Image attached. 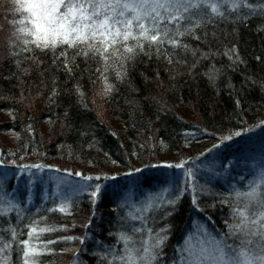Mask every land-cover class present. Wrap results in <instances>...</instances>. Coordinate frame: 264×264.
Returning <instances> with one entry per match:
<instances>
[{"label":"trees","instance_id":"obj_1","mask_svg":"<svg viewBox=\"0 0 264 264\" xmlns=\"http://www.w3.org/2000/svg\"><path fill=\"white\" fill-rule=\"evenodd\" d=\"M248 2L254 10L205 18L180 37L187 50L145 47L132 59L117 53L107 64L66 46L55 54L22 51L15 37L24 15L0 7V134L14 142L0 140V162L11 165L0 164V186L12 193L11 205L0 202V264H24L23 241L40 216L62 229L31 241L52 250L39 257L42 264H124L113 256L145 255L158 234L165 239L151 249L159 255L154 264H170L193 218L237 252L261 254L255 244H240L258 238L229 235L239 220L235 210L247 205L251 218L262 210L259 198L250 203L235 195L264 174V0ZM65 49L67 57L56 59ZM106 84L112 86L107 95ZM213 145H219L215 155L202 160ZM181 162L197 170L186 188L183 170L167 167ZM56 171L100 180L77 177V191L58 192L51 181ZM97 183L102 192L93 204L90 186ZM164 187L178 193L176 204L142 211ZM65 200L68 213L46 211ZM121 235L131 237L127 245ZM67 236L77 239H61ZM48 239L57 243L45 248Z\"/></svg>","mask_w":264,"mask_h":264},{"label":"snow or ice","instance_id":"obj_2","mask_svg":"<svg viewBox=\"0 0 264 264\" xmlns=\"http://www.w3.org/2000/svg\"><path fill=\"white\" fill-rule=\"evenodd\" d=\"M9 6L15 13L27 14L20 21L21 24L26 23V26L16 29L15 39L23 45L22 51L31 52L35 48L44 53L51 51L55 54L57 48L66 46V49H75L77 55L99 57L105 64L112 58L119 59L117 53L120 52L128 54L125 59H132L137 51H144L145 47L155 46L159 50L167 44L173 49L187 50V46L181 43L180 37L193 34L195 29L206 22L205 18L207 20L214 17L226 18V13H240L245 8L254 10L248 0H0V7ZM261 8L264 9V4ZM195 38L199 39V37ZM29 45L32 47L30 48ZM66 49L61 51L56 59L60 56L67 57ZM64 66L68 69L67 62ZM117 75L121 74L117 73ZM104 79L107 80L106 77ZM111 91L112 86L106 84L104 94L107 95ZM238 135L239 132L232 133L223 139L231 140L233 136ZM216 147L219 145H213V148ZM186 163L167 165L170 168L183 170L185 188L195 179L197 171L192 166L185 167ZM31 167L40 168L39 165ZM134 171L139 172L140 169ZM75 176L82 177L85 181L100 180L99 176H83L79 172H76ZM31 182L29 179L28 183ZM262 185H264V174L249 191H236L237 198L243 197L250 203L259 198L262 210L255 214V218L249 216L247 205L244 210H235L233 216L239 218L238 223L229 227L231 236L242 233L245 237L258 238V240L244 239L240 244L242 249L255 244L261 254L248 258L246 251L237 252V249L229 245L223 237L219 240L213 238L211 248L204 250L199 257V264H256V262L264 264V191L260 190ZM90 187L94 189L90 192V197L95 204L101 195L102 185L97 183ZM10 197L12 193L5 192L0 186V202L7 199L11 205ZM177 198L178 193L164 187L148 196L147 204L142 211L147 212L164 204L174 206ZM46 211L68 213V202L65 200ZM252 225L258 227L252 230L250 227ZM60 230L62 229L47 224L44 216L34 219L27 234L28 239L23 241L24 247L21 248L24 264H42L39 257L48 255L52 250H39L31 244V241H43L46 233ZM18 235L20 234L13 231V239ZM61 239L70 241L77 238L67 236ZM79 239L83 244L84 239ZM120 239L127 245L131 237L121 235ZM164 239V236L158 234L151 248H143L145 255L135 259L132 256L127 258L113 256V259L122 260L124 264H137V259L142 264H154L159 255H152L151 249L161 248ZM55 243L57 241L48 239L44 247L47 248V245ZM10 246L7 243L3 245L4 248ZM102 259H107V256ZM184 264H192V262L185 260Z\"/></svg>","mask_w":264,"mask_h":264},{"label":"rangeland","instance_id":"obj_3","mask_svg":"<svg viewBox=\"0 0 264 264\" xmlns=\"http://www.w3.org/2000/svg\"><path fill=\"white\" fill-rule=\"evenodd\" d=\"M24 16L27 15L26 13H21ZM23 16V18H24ZM23 18H19L23 20ZM24 25L23 27H25ZM2 115L0 114V117ZM11 134L7 133L4 135L0 134V140L1 144L4 146H9L12 143H14L11 138ZM217 149L210 148L209 150H206L207 154H204L202 157V160L206 158L213 157L215 155V152ZM6 165L10 164H1V167H7ZM11 168V165H10ZM54 169V168H53ZM19 171V169H17ZM35 171V170H34ZM53 171V170H51ZM51 181L53 188L56 189V191L60 192L61 190H64L65 188L72 189L74 191H77L81 186V181L77 176L74 174L69 175L68 172H54V174L51 176ZM31 179V183H34L37 181V179ZM29 180V178L27 179ZM29 183V184H31ZM31 197V196H30ZM30 198L28 197V201ZM184 238L180 241V243L176 246L175 249V257H173L170 261V264H184L185 260L191 261L192 264H199V257L202 255V252L204 250L210 249L212 245L213 238L207 233V230L204 227L203 222L200 220H196V218H193L190 225L188 226L186 232H185ZM217 240V239H216ZM248 258L250 256L248 255ZM79 259V258H78Z\"/></svg>","mask_w":264,"mask_h":264}]
</instances>
